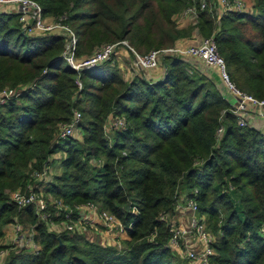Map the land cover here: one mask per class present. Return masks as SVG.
<instances>
[{
  "label": "trees",
  "instance_id": "1",
  "mask_svg": "<svg viewBox=\"0 0 264 264\" xmlns=\"http://www.w3.org/2000/svg\"><path fill=\"white\" fill-rule=\"evenodd\" d=\"M33 1L43 16H64L75 60L117 44L134 68L133 52L211 36L233 85L264 99V0L223 13L216 0ZM65 41L0 13V90L16 94L0 105V238L13 224L31 234V244L0 245V264H192L170 247L169 224L194 199L214 234L210 264H264V121L238 126L220 83L194 58L165 54L158 80L138 68L124 79L114 53L72 69ZM74 112L79 138L59 137ZM47 169L44 182L37 174ZM40 188L51 197L44 218L11 202ZM88 203L121 224L115 244L48 226L76 220Z\"/></svg>",
  "mask_w": 264,
  "mask_h": 264
},
{
  "label": "built area",
  "instance_id": "2",
  "mask_svg": "<svg viewBox=\"0 0 264 264\" xmlns=\"http://www.w3.org/2000/svg\"><path fill=\"white\" fill-rule=\"evenodd\" d=\"M216 4L219 8L220 12H227V11H235V12H242L246 10V6L242 0H216ZM205 6L204 2L200 3V8ZM0 8L1 9H13V11L18 14V21L23 28V31L29 34H37V32H55L58 30L62 32L68 31L70 37H66L64 51L62 53L64 59L67 61L68 65L74 69L78 70L84 67H89L96 65L97 63L103 62L108 60V58L114 53L117 44L105 45L101 49L97 50L91 56L84 57L80 60H75L73 58L74 47H75V38L73 34L68 30L66 27L61 25V20L56 22H43V19L40 17L41 10L39 6L33 4L30 0H0ZM12 11V12H13ZM189 12L191 9H186L182 17L189 16ZM188 14V15H186ZM193 14V13H190ZM120 44L126 46L125 42H120ZM165 54H176L178 56L183 57H190L197 60L202 61V63L206 66L213 67L217 70L219 79L223 85V87L234 97V103L231 105L230 111L237 116V124L240 127L245 126L248 124V120L255 117V114L258 110L264 109V99L258 100L252 97L249 94L243 93L239 91L233 83L230 81L229 75L226 71L225 62L223 59L218 55L215 43L213 38L210 36L209 38H203L196 40L194 43H189L187 46L183 47V45H175L171 48L161 49V50H153L145 55H137L133 52V64L138 69H153L158 66L159 58ZM16 94H14L13 89H2L0 90V105L3 104L6 100L13 98ZM258 115H260L258 113ZM262 115V113H261ZM250 116H252L250 118ZM79 113L74 112L70 121L61 124L59 126V137L65 138L72 136L74 131H76L77 124L79 122ZM264 120V118H262ZM120 126L122 125L121 122H118ZM221 129L218 128L216 133L219 134ZM48 174V169L43 171L41 174H37L40 180L47 182L49 180L45 179L46 175ZM11 202L14 203L18 208L32 205L35 209V212L38 214H42L46 207V201L44 198L38 193L30 190L28 193H22L20 191H15L10 196ZM192 200H187L186 205H189ZM185 205V206H186ZM80 207H84L87 213L96 211L95 207L92 204H85ZM77 207V215L78 219L74 221H69L67 224H64L63 229L73 233L76 231H83L86 230V226L82 225L85 216L82 215L83 211L82 208ZM179 207V205L177 206ZM44 215L42 214V217ZM96 221H102L104 225H101L104 231L107 233L114 230V233L118 236L119 232L122 229L121 224L113 225L111 228L108 225H111V220L113 219L112 216L107 214L105 211L96 212ZM114 220V219H113ZM199 222V221H198ZM71 223V224H70ZM16 227L15 234L21 233V227L18 224H13ZM173 228V226H170ZM200 227V226H199ZM15 229V228H14ZM171 238L169 240V245L174 250L180 249V243L185 233L180 231H175L171 229ZM192 232L199 237V232L196 228L192 230ZM201 239L199 238V241ZM212 238H210L207 242H201V248L198 253L193 252V248H185L184 256L189 259L190 261L194 262L195 264H210L209 256L213 254L211 243ZM25 244H29L26 240ZM2 255V254H1ZM0 255V256H1ZM199 257V258H196Z\"/></svg>",
  "mask_w": 264,
  "mask_h": 264
},
{
  "label": "rangeland",
  "instance_id": "3",
  "mask_svg": "<svg viewBox=\"0 0 264 264\" xmlns=\"http://www.w3.org/2000/svg\"><path fill=\"white\" fill-rule=\"evenodd\" d=\"M30 1L33 4H36L38 6V4L35 3L33 0H30ZM12 11H13V9H10V8H7V9H1L0 8V13H2V14H5L7 12L14 13V11L13 12ZM17 16H18V14H17ZM40 17L43 19V22H45V23H47V22H51L52 23V22H56L58 20H63L64 19V16H61L59 18H52V17H48V16H43L42 12L40 13ZM179 19H181V17L180 18L178 17L176 19V21L180 22ZM182 23L184 24L185 22H182ZM61 25L66 27L69 30L68 26L66 24H64L63 22H61ZM42 33H44V34L45 33H56V34L63 35L65 37H67V38L70 37V34L68 33V31L62 32V31L58 30V32L57 31H55V32H48V31H46V32H37V34H42ZM193 35H194V33H193ZM196 35H197V33H196ZM73 36H74V34H73ZM199 39H203V38H199L198 37L196 39H191V38L185 39V44H186L185 46H187L189 43H194L196 40H199ZM75 41H76V39H75ZM185 46H183V47H185ZM114 54H115V52H114ZM128 60L131 62V60L129 58H128ZM155 68H158V69L161 70V72H163V68L160 66V64H158V66L155 67ZM155 68H153V69H155ZM153 69H149V70H153ZM146 70H148V69H146ZM238 90L241 91L240 89H238ZM241 92L246 93L244 91H241ZM258 113L260 114L258 117L264 118V109L263 110H258ZM261 113H262V115H261ZM251 117L252 116H250V118ZM79 120H80V117H79ZM123 121H124L123 118L113 119L112 124L113 125H119L118 122H121L122 125H120V126H123ZM73 136L75 138H79L78 132L75 133V131H74ZM58 154L59 153L54 155V158H57L59 156ZM48 178H49V169H48V174L46 175L45 179H48ZM38 193L44 198L45 201H51V197L46 196V195L41 193V188H40ZM53 201L54 200H52V202ZM188 202H190L189 205H186V206H180L179 205V207H177V212L175 211V213H176V215H178V218L177 219L174 218L175 222L174 221L173 222L170 221L169 225L173 226V228L171 227V229H174L175 231L183 232V234L185 233L183 238H180V240H182V241L181 242L179 241L181 247H180L179 250L175 251V253L177 255L181 256L182 258L186 259L188 261V263L190 262L192 264H195L194 262H192L189 259L184 257L185 248L187 246H189V248L192 247L193 248L192 251L198 253L200 251V248H201V242H207L208 243V240L210 238H212V240H213L214 234H213L211 228L208 227V224H206V220H205L204 215H201L198 212L196 199H194L192 201H188ZM54 203H56V205L58 207H61V202L60 201L59 202L54 201ZM80 208H82V211H83L82 215L85 216V219H82L83 220L82 225L87 227L85 232H84L85 235H87V234L89 235V236L87 235L88 236L87 238L89 240L96 241L98 243L107 244V245L115 244L116 243L115 241H116V239L118 237L116 235L117 233L115 234L114 230L109 232V233H107V231L105 232L103 227L101 226V225H104V223L102 221H96V219H97L96 218V212H101V211L98 210L95 207L96 211H94V213L93 212L87 213L85 211L84 207H80ZM109 215L112 216L113 219H114V220L113 219L111 220V225H108V226H110L112 228L113 225H117L119 222L113 215H111V214H109ZM40 217H42V214L40 215ZM78 218L79 217H77V219ZM64 224L65 223L54 224V223L50 222V223H48V226H50V229H54L55 230V228L57 229V227H62V226H64ZM194 228H196L199 232H201L199 234V237L192 232V230ZM15 231H16V227L13 226V225H10L7 228V230H5V235L0 238V245L1 246H3V245L4 246H9V245L14 246L15 245L14 248H17L19 246H23L22 244H23V242H25V240L29 244H31V240H30L31 234H30L28 229H24L20 233V235L19 234H15ZM199 238L201 239L200 241H199ZM5 252L6 251H4V249H2L0 251V255L2 254L1 256H4ZM196 258H199V257H196Z\"/></svg>",
  "mask_w": 264,
  "mask_h": 264
},
{
  "label": "crops",
  "instance_id": "4",
  "mask_svg": "<svg viewBox=\"0 0 264 264\" xmlns=\"http://www.w3.org/2000/svg\"><path fill=\"white\" fill-rule=\"evenodd\" d=\"M216 6H217V4H216ZM217 11L219 12L218 6H217ZM177 45H179V46L180 45L185 46L186 45L185 44V39H183V40L181 39L177 43ZM128 58L131 60V62L128 60ZM115 60L118 63V66H119V68L121 70L122 77L124 79H128L129 77H131L132 76V73H133V69L136 68V67H134V68L132 67V55L130 56L129 54H127L126 51H124L122 48H117L116 49V52H115ZM195 60H197V59H195ZM197 61L201 64V66L205 70H207L211 74V76L214 78V80H216L218 83H220L221 89L225 93V96L231 102L230 105H233V103H234V97L223 87V85H222V83H221V81L219 79L217 70L215 68H213V67H209V66L203 65L202 61H200V60H197ZM140 70H142V69H140ZM142 71H143L144 76H146L147 78H151L153 80H158L159 78H161L162 73H163L158 68H155L153 70H149V69L148 70H145V69H143ZM258 116L259 115H258V112H257L255 114V117H253L251 119V122H257V123L260 124L259 126H261V124H263V121L264 120L261 117H258ZM174 218L175 219L178 218V215H176V213L173 215V217H171V221L172 222L173 221L175 222ZM186 248H189V246H187Z\"/></svg>",
  "mask_w": 264,
  "mask_h": 264
}]
</instances>
